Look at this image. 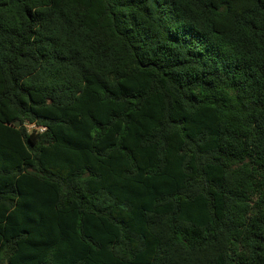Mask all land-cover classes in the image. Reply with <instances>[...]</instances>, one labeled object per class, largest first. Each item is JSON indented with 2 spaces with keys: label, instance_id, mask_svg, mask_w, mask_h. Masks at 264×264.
<instances>
[{
  "label": "trees",
  "instance_id": "obj_1",
  "mask_svg": "<svg viewBox=\"0 0 264 264\" xmlns=\"http://www.w3.org/2000/svg\"><path fill=\"white\" fill-rule=\"evenodd\" d=\"M0 264H264V0H0Z\"/></svg>",
  "mask_w": 264,
  "mask_h": 264
},
{
  "label": "rangeland",
  "instance_id": "obj_2",
  "mask_svg": "<svg viewBox=\"0 0 264 264\" xmlns=\"http://www.w3.org/2000/svg\"><path fill=\"white\" fill-rule=\"evenodd\" d=\"M27 126H28L27 127L28 129H32V127H33L32 125H27Z\"/></svg>",
  "mask_w": 264,
  "mask_h": 264
},
{
  "label": "water",
  "instance_id": "obj_3",
  "mask_svg": "<svg viewBox=\"0 0 264 264\" xmlns=\"http://www.w3.org/2000/svg\"><path fill=\"white\" fill-rule=\"evenodd\" d=\"M15 124L18 125L19 124L18 121H16Z\"/></svg>",
  "mask_w": 264,
  "mask_h": 264
}]
</instances>
